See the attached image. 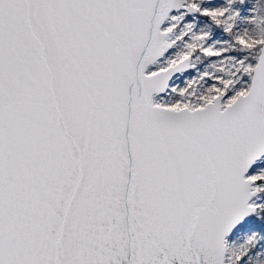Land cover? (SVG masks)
I'll return each mask as SVG.
<instances>
[{"label": "snow or ice", "instance_id": "6c2138e0", "mask_svg": "<svg viewBox=\"0 0 264 264\" xmlns=\"http://www.w3.org/2000/svg\"><path fill=\"white\" fill-rule=\"evenodd\" d=\"M0 264H264V0H0Z\"/></svg>", "mask_w": 264, "mask_h": 264}, {"label": "rangeland", "instance_id": "374dc122", "mask_svg": "<svg viewBox=\"0 0 264 264\" xmlns=\"http://www.w3.org/2000/svg\"><path fill=\"white\" fill-rule=\"evenodd\" d=\"M242 238H243V233L240 234V239H242ZM237 242H239V240Z\"/></svg>", "mask_w": 264, "mask_h": 264}]
</instances>
